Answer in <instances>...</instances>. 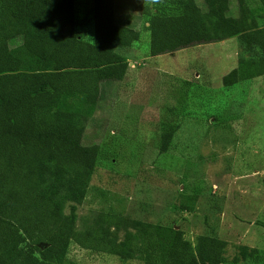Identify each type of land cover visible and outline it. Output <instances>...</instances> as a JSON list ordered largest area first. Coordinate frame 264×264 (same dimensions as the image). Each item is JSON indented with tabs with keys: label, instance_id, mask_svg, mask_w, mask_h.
<instances>
[{
	"label": "trees",
	"instance_id": "1",
	"mask_svg": "<svg viewBox=\"0 0 264 264\" xmlns=\"http://www.w3.org/2000/svg\"><path fill=\"white\" fill-rule=\"evenodd\" d=\"M259 1L250 6L239 0L237 16L229 14L231 0H205L204 7L180 0L178 14L145 6L150 55L237 38L244 54L223 84L264 76ZM116 2L94 0L90 42L74 30L75 0H0V264H83L70 258L73 246L142 264H240L255 258L242 247V256L228 262L217 224L207 225L196 245L182 229L106 212L77 229L76 204L87 196L101 151L98 143H84L87 123L102 85L128 73L129 60L119 48L142 36L118 23ZM173 137V131L163 133V152ZM196 202L197 196L188 195L180 206L193 212ZM69 203L75 204L66 214Z\"/></svg>",
	"mask_w": 264,
	"mask_h": 264
},
{
	"label": "rangeland",
	"instance_id": "2",
	"mask_svg": "<svg viewBox=\"0 0 264 264\" xmlns=\"http://www.w3.org/2000/svg\"><path fill=\"white\" fill-rule=\"evenodd\" d=\"M196 1L204 7L205 0ZM231 1L229 14L237 16L239 0ZM116 4L118 23L142 36L132 47L119 48L129 60L128 73L102 85L87 123L84 143H98L101 151L87 196L76 204L77 229L106 212L182 229L196 245L207 225L217 224L228 262L247 247L256 259L249 256L240 264H264V76L223 84L244 54L237 38L151 56L145 6L178 14L180 0ZM75 5L74 30L93 42L94 0H75ZM166 131L174 137L163 152ZM188 195L197 196L193 212L180 206ZM70 258L83 264H142L139 258L96 255L77 246Z\"/></svg>",
	"mask_w": 264,
	"mask_h": 264
}]
</instances>
